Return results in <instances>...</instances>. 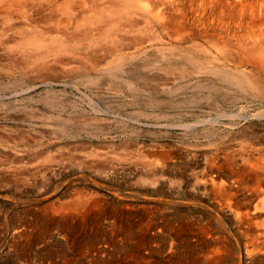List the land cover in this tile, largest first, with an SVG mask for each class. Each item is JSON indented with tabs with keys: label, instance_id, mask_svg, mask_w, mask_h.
<instances>
[{
	"label": "rangeland",
	"instance_id": "374dc122",
	"mask_svg": "<svg viewBox=\"0 0 264 264\" xmlns=\"http://www.w3.org/2000/svg\"><path fill=\"white\" fill-rule=\"evenodd\" d=\"M150 25L152 26L153 23L148 24L145 21L140 22L139 20L137 26L141 27L142 34L139 35L140 39H138L139 36H136L137 34H139V32L135 33L133 30L131 31V34L133 33V36H136L138 40H141V43L139 45H136L135 42L128 39L126 43L127 48L125 49L122 48V46L118 45L116 47L117 51L115 52L110 51L111 47L106 48L97 46V48H95V53L92 55V57H96L97 59L98 67L96 68H92V66H89L91 65L90 60H83L85 58H81L78 55V58L69 54L65 55V57L64 55H62L63 59L62 61H60V63L58 59L54 58V56H48L47 62L48 64H50L51 68L54 71L50 69V72L48 70L44 74L43 72L41 74V72L37 71L36 69L34 71V68H28L26 66H22L20 69L15 68L11 71V69H9V66L15 65L11 64L13 59H15L14 61L20 62L21 60H24V56H22V54L17 51H14L16 53L15 54L8 47V45L5 44L6 41H0V173H2L0 175V228H3L0 230V250H6L13 242L12 237L15 236L16 230L19 229V231H21L22 229H25L27 223L28 228L31 227V230L35 228V230H33L34 236H36V233L34 231L38 232L41 230H45L49 238L47 243H39L40 240L37 241L38 239L35 238L36 240L34 242L32 241V243L30 244L33 250L50 249L54 251L56 249L55 252H60L66 250L68 247L78 248L83 244L90 245L92 242H94L95 239H97L95 243L102 249L105 248V250L103 251L107 255H109L112 253V244H108L107 240L111 236L112 238H115L117 236L116 239L122 237L121 227H123L122 229H124L125 227L127 228V226L131 225V223L133 222V227L130 226V228H133L134 230L132 229V232H134L136 225H138L137 228L140 227V223L136 222L137 220L141 222L147 217H151L153 218V220H160L163 216H165L169 219L174 218V221H176L177 219V222L182 219L183 222L187 220L188 222H186L189 223L190 221L191 223L189 224L192 227L188 230V232H186V234L182 233V235H180L182 237H180L179 239V248L176 249L180 254L176 250L171 251V253L167 249L165 250L164 246H162L164 245V241L166 239L163 236L164 234H162L158 230L159 228L152 230V232L154 231L153 234H155V238L153 240L155 242L152 243V254L147 258L149 259L148 261L146 259V264H174V260H176L178 257H181V261L183 260V257L185 259V253L186 257L192 254L191 256L195 257L196 261L199 260V255L205 256V253H208L209 249L212 248L213 242L210 239H206L209 237L203 234L201 235L198 232V228L201 226H207V231L211 230V232L209 231V233L213 237L220 236V234L225 237L223 243L225 242L224 244H226V253L222 254L221 260L218 264H255L249 262L245 257H243L244 255H242L241 258L239 257L240 253H243L244 248L248 242V238L246 237V235L242 234L241 232V229L243 227H237L233 216H231L232 214L230 215V213H227L223 209H219V205H217L218 199L215 197V195H213L212 193H210L209 195V192H207V194L202 189H194L195 186L193 187V176L194 174L201 173L200 170L204 166V163L209 160L211 156L217 155L221 160L222 157L224 158V156H227V154L229 153V156H233L234 159L237 158L238 162H240V158H242L243 155L246 156V154L249 152L252 153L253 151L254 155H256L255 149H259V147L264 145V120L256 121L255 124V121L238 120L235 126L234 124L230 123L232 127L230 126V124L227 125L229 120H226V118L221 117V124L217 121H211V119L216 116L217 113L215 112H217V110L222 112L226 110H228V112H237L236 110L240 108H238V105H234L232 103L210 104L204 99L198 100V93L196 92V94L194 95V92L192 91V74L190 75L188 70L186 69L185 72L180 70V68L184 70L181 66V61L178 63L176 57H173L172 53L169 52L168 49L164 48L168 45V38L163 35L162 38L156 39V34H154L156 33V31L154 30L155 32H153V27L151 28ZM1 27L2 25L0 24V31L3 30L1 29ZM134 29H137L136 26H134ZM8 33H11V31H8ZM151 34L153 36H150ZM4 35H2V33L0 32L1 40L3 39ZM62 41L69 49L72 48L73 50V47L77 49L76 52L82 46L83 50L80 49L79 51H84V49L88 48V45L85 44L86 40H83L82 43L77 40L73 41L69 39H64ZM80 44L81 46H78ZM156 52H158V55H155ZM162 53L164 54V56ZM170 53L171 57L169 56ZM11 55H13V57ZM128 55L130 56L128 57ZM117 58H122L120 68H122L123 71L122 69L118 68H109L116 63L114 61ZM66 61L67 63H69L66 64ZM102 61H105V64ZM61 62L63 63V65ZM58 64L61 66H59ZM171 64L177 65L175 66V68L171 69L172 71H170V73L165 72L163 69H169L168 66H171ZM67 65L70 67H68ZM100 65L103 66L99 68ZM99 72L103 74H100ZM131 75L134 77H132ZM127 81L131 84L128 85ZM189 91L191 92L190 94ZM90 101L92 102V104ZM93 104H95L96 107ZM197 104L199 107L197 106ZM231 107H233L234 109ZM170 115L172 116V118ZM208 116L212 117L209 121L207 120L209 119L207 118ZM184 117L187 120H185ZM195 117H201L206 121L198 123L195 120L199 118L196 119ZM193 121L195 124L193 123ZM180 123H182L181 128ZM183 123H188L191 126H187V128H189L185 129L186 126H184ZM66 126H68L69 128ZM228 126L230 127L228 128ZM224 140L227 142H225ZM231 146L233 147V149ZM219 147L221 148V150L219 149ZM142 149H148V152L146 150L141 151ZM160 150L162 152L164 150L163 153H168L172 156H170V159L168 158V165H165L163 167L164 169H162V176L165 177L162 184L159 187H154L146 181H143L139 177V175L146 176L145 170L147 167L150 168L154 164H159L163 161V153H161ZM230 150L232 153L230 152ZM136 160L140 161L138 162ZM146 160L147 165L148 163L149 165H153L147 166ZM152 160L154 163L152 162ZM133 161L136 163L134 164ZM23 165L24 167L27 166L25 167L26 170H24ZM8 166L10 167V169ZM1 167L8 171L2 169ZM12 167L14 169H12ZM18 167H20V169ZM189 167L192 168V170H190ZM177 168L179 172L176 170ZM19 172L23 173L20 174ZM186 172L189 174L187 175ZM181 173H183V175L180 176ZM6 178H8L10 181ZM188 181L190 182V186L187 185L189 183ZM185 186H188L189 188H186ZM149 189L151 190V192ZM173 189L176 191H174ZM77 196H81V201L83 202V204H81L80 202L77 203ZM163 197H166V200ZM168 198L169 200H167ZM180 198L182 199L180 200ZM72 199H74V202L72 201ZM86 200H88V202ZM71 202L73 203V205ZM60 203L65 206L67 205L65 210L60 212V214H53L51 205L57 206ZM93 205H97V207ZM71 207L74 209H72ZM133 207L135 208V210ZM139 207L140 209L144 210L139 211ZM68 208H71V210L69 211ZM126 209L128 210L126 211ZM46 210L50 212L47 211V214L45 215L46 218L44 217V219L40 215L41 211ZM78 210H81L82 212H79ZM87 210L89 213L87 212ZM209 210L213 211L211 212ZM109 211H111V213ZM112 211L115 214H113ZM19 213L21 214L19 215ZM77 213L80 214L77 215ZM81 215L82 218L80 217ZM217 216L218 218L223 219L220 220L217 218ZM113 217L115 218V220ZM125 217H127L128 219ZM34 218H36L37 221ZM66 218L69 220H67ZM91 218L92 220L94 218L95 221H92ZM31 219H33V222ZM80 220L83 221V223H81ZM35 221L37 223H35ZM54 223L56 224L54 225ZM60 223L62 224V227ZM221 223L223 228L219 227L221 226ZM223 223L225 226L223 225ZM37 224L40 225L38 226ZM43 224L45 228L47 227V230L43 227ZM115 224H117V226ZM122 224H124L125 226ZM100 226H103V228H101ZM116 228L118 231L121 230L119 231L121 235L118 236V234L120 233L116 230ZM57 230H59L60 232ZM104 231L105 233H101ZM242 231L244 230L242 229ZM29 232L30 231H28V233ZM5 233L7 235H5ZM25 233L27 235L26 231ZM70 233L73 234L70 236L68 235ZM94 233L96 234L95 236ZM191 234L193 235L191 236ZM192 237L195 238L193 239ZM91 240L93 241L91 242ZM198 240L201 241L198 242ZM226 241L228 244L226 243ZM34 243L36 244L34 245ZM196 243L198 246L196 245ZM190 244H193V246H191ZM194 244L197 248H194ZM202 246L204 248H202ZM108 247L110 249H108ZM200 249L202 251H200ZM173 252L174 255L172 254ZM196 252L199 254H197ZM154 253L156 254L153 255ZM102 254L103 252L101 253V255ZM231 256L234 257L232 258ZM56 257L57 255H53L54 259H59ZM164 259H167L165 260L166 262L164 261ZM83 261L85 260L83 259ZM5 263L11 264L12 262L10 259H6L0 255V264Z\"/></svg>",
	"mask_w": 264,
	"mask_h": 264
},
{
	"label": "bare ground",
	"instance_id": "6f19581e",
	"mask_svg": "<svg viewBox=\"0 0 264 264\" xmlns=\"http://www.w3.org/2000/svg\"><path fill=\"white\" fill-rule=\"evenodd\" d=\"M0 20H1L0 24L2 25L1 29H3L0 32L2 33V35H4V33H5L3 39L2 40L0 39V41H3V42L6 41L5 44H7L8 47L13 52L17 51V52L21 53L22 56H24V60L23 61L21 60L20 62L14 61L15 59H13L11 64H15V65L14 66L8 65L9 69H11V71H12L15 68L20 69L22 66H26L28 68H34L33 69L34 71L36 69L37 71L41 72V74H42V72L44 74L48 70L50 72V69H52L50 64H48V62H47L48 56H54V58L58 59V61L60 63V61H62V59H63L62 55H64V57L67 54L73 55L74 57L75 56L77 57V55H78L81 58H85L83 60H90L91 65H89V66H92V68H96V67H98L97 59H96V57H92V55L95 53V51H96L95 48H97V46L106 47V48L111 47L110 51L115 52V51H117L116 47L118 45L122 46V48L126 49L127 48L126 43H127L128 39L135 42L136 45L137 44L139 45L141 43V40H138V39H140L139 35L142 34L141 33V27L137 26L139 20H140V22L145 21L148 24L153 23V25L152 26L150 25V27L151 28L153 27L152 28L153 32L156 31V33H154V34H156L155 38L160 39V38H162L163 35L166 36L168 38L169 42H168L167 47H164V48L168 49L169 52L172 53L173 57L174 56L176 57V59L178 60V63L181 61V66L184 69V70H182V68H180L181 71L185 72L186 70H188L189 74L190 75L192 74V82H191L192 86H193L192 91L194 92V95L196 94V92L198 93V96H197L198 100L204 99L210 104L232 103L234 105H238V108H240V109H238L239 111L236 110L237 112H232V111L228 112V110L223 111V112L219 111V110H217V112L214 111L215 113H217L216 116L214 118L208 116L207 118H209V119L206 118L208 121L210 120V118H212L211 121H217L220 123V121H221L220 119L222 117V118H226V120L227 119L229 120L227 125H229L231 123V124H234V126H235L237 124L238 120H240V121L241 120L255 121L254 124L256 123V121L264 120V0H0ZM134 26H136L137 29H134ZM154 27H155V29H154ZM132 30L135 33L139 32V34L136 35V36H139L138 39L136 38V36H133V33L131 34ZM8 31H11V33H8ZM7 34H8V39H7ZM150 36H153V35L151 34ZM142 37H144V36H142ZM64 39H69V40H73V41L77 40V41H80L81 43L83 40H86L85 44L88 45V48L84 49V51H79L80 49H82V47H83L82 46L76 52L77 49H75L74 47L72 50V48L69 49L65 45V43L62 41ZM163 44H164V42H163ZM78 46H81V44ZM5 48H7V47H5ZM135 48H136V46H135ZM135 48H133V49H135ZM171 53L169 55L170 57H171ZM155 55H158V52H156ZM11 56L13 57V55H11ZM16 56H18V55H16ZM101 56H103V55H101ZM129 56L130 55H128V57ZM163 56H164V54H163ZM102 58H104V57H102ZM166 58H163V59H166ZM52 60H53V58H52ZM121 61H122V58L115 59L114 62H116V63L114 65L110 66L109 68L110 69H113V68L122 69V68H120L121 63H122ZM65 63L68 64L69 62L67 63V61H66ZM103 63L105 64V61ZM54 64H55V62H54ZM106 64H108V63H106ZM161 64H162V62H161ZM172 64H171V66H168L169 67V69H167L168 71L166 70V68L165 69L162 68V69L165 72L170 73V71H172L171 69L175 68V66L177 65V64H174V65H172ZM62 65H63V63H62ZM59 66H61V65H59ZM101 66H103V65H100L99 68H101ZM68 67H70V66H68ZM122 67H123V65H122ZM74 68H75V66H74ZM62 69H63V67H62ZM8 71H10V70H8ZM122 71H123V69H122ZM67 72H69V71H67ZM76 73H77V71H76ZM99 73L103 74L101 72H99ZM132 77H134V76H132ZM105 78H106V76H105ZM87 79H89V78H87ZM127 83H128V85L131 84L128 81H127ZM190 93L191 92L189 91V94ZM140 94H142V93H140ZM92 101H94V100H92ZM88 102H89V100H88ZM193 102H194V100H193ZM91 104H92V102H91ZM198 104H197V106H198ZM93 105L95 106V104H93ZM188 105H189V103H188ZM231 108H233V107H231ZM214 109H215V107H214ZM152 110H153V108H152ZM204 110H205V107H204ZM179 111H181V110H179ZM173 112H175V111H173ZM208 115H209V113H208ZM210 116H211V114H210ZM212 116H213V114H212ZM171 118H172V116H171ZM197 118H199V117H197ZM203 118L200 117L199 119H197L198 121L195 119L194 120L198 123L199 122H205L206 120H203ZM185 120H187V119L185 118ZM65 122H66V120H65ZM134 122H135V120H134ZM193 123H194V121H193ZM198 123H196V124H198ZM231 124H230V126L232 127ZM144 125H145V123H144ZM181 125H182V123H180V128H181ZM162 126H163V124H162ZM184 126H186L185 127V129H186L187 126H191V125H189L187 123V124H184ZM230 126H228V128ZM66 127H68V126H66ZM225 130H227V129H225ZM66 132H67V130H66ZM219 132H220V130H219ZM223 132H225V131H223ZM242 132H243V130H242ZM185 134H187V133H185ZM225 142H227V141H225ZM236 143H238V142H236ZM160 147H161V145H160ZM224 148H226V147H224ZM228 148H230V147H228ZM219 149L221 150L220 147H219ZM232 149H233V147H232ZM145 150L142 149L141 151H145ZM255 150H256V152H255L256 155H254L253 151H252L253 154L248 151L249 153H247L246 156L243 155V157L240 158L241 160L239 159L240 162H238L237 158L234 159L233 156H229L228 155L229 153L227 154V156H224L225 155L224 154L223 155L224 158L221 156L222 157L221 160L219 159L220 157H218L217 155L211 156V158L204 163V166L202 164L203 167L200 170L201 173L200 174H194V176H193L194 177L193 178L194 179L193 180V184H194L193 187L195 186L194 189H197V190L202 189L206 193L209 192V195H210V193L215 195V197L218 199L217 205H219L218 206L219 209H223L227 213H230V215L232 214L231 216H233V219L236 222L237 227L238 226L243 227L242 229L244 231H242L241 228L240 229H241L242 234L246 235V237L248 238V242L244 248L243 253H240L239 257L241 258V256L244 255L243 257H245L249 262H252L255 264H264V145L259 147V149H255ZM163 152H164V150H163ZM163 152L161 151V153H163ZM220 152H222V151H220ZM230 152H231V150H230ZM223 153H225V152H223ZM244 153H245V151H244ZM178 154H179V152H178ZM155 155H156V153H155ZM170 156H172V155H169L168 153H163V157H162L163 161L159 164H154V165L151 164L153 166L149 165V163L147 165V160H146V165L151 166V167L150 168L145 167L146 168V170H145L146 176L139 175V177L143 181H146L147 183H149L150 185H152L154 187H156V186L159 187L162 184L163 179L165 178L162 176V169H164L163 167L165 165H168L167 164L169 162L168 158L170 159ZM187 156H186V158H187ZM157 157H158V155H157ZM138 159H139V157H138ZM192 160H190V161H192ZM198 160H199V158H198ZM136 161H138V160H136ZM152 162H153V160H152ZM152 162H150V163H152ZM201 162H199V163H201ZM135 163L136 162H134V164ZM23 167H24V165H23ZM25 167H27V166H25ZM25 167H24V170H26ZM200 167H201V165H200ZM15 168H17V167H15ZM18 168L20 169V167H18ZM2 169H4V168H2ZM9 169H10V167H9ZM12 169H14V168L12 167ZM98 169H99V167H98ZM196 169H198V168H196ZM4 170H6V169H4ZM176 170L178 171V168ZM190 170H192V168H190ZM6 171H8V170H6ZM22 173H20V174H22ZM183 173H184V171H183ZM183 173H181L180 176L183 175ZM194 173H196V172H194ZM1 174L2 173H0V175ZM188 174L189 173H187V175ZM15 175H17V174H15ZM190 175H191V173H190ZM5 177H7V176H5ZM8 178H6V179H8ZM179 178H181V177H179ZM183 178H185V177H183ZM190 179H192V178H190ZM4 184H6V183H4ZM189 184H190V182L187 185L190 186ZM174 191H176V190H174ZM150 192H151V190H150ZM162 196H164V195H162ZM215 197H214V199H215ZM76 198L78 200L77 203L80 202L81 204H83V202L81 201V196H77ZM181 199L182 198H180V200ZM167 200H169V198ZM72 201L74 202V199H72ZM86 201L88 202V200H86ZM42 203H44V202H42ZM167 203H168V201H167ZM117 204H119V203H117ZM174 204H175V201H174ZM72 205H73V203H72ZM88 205H89V203H88ZM66 206L63 205L62 203L58 204L57 206L51 205V208L53 209V214H60V212L65 210ZM93 206L97 207V205H93ZM170 206H171V204H170ZM158 207H159V205H158ZM71 208H68V210L70 211ZM74 208H72V209H74ZM40 209H41V207H40ZM82 209H84V208H82ZM210 209H212V208H210ZM42 210H45V209H42ZM90 210H91V207H90ZM127 210L128 209H126V211ZM134 210H135V208H134ZM140 210H144V209H140V207H139V211ZM47 211L48 210L41 211L40 216L42 218H44L45 215L47 214ZM209 211H211V210H209ZM18 212H19V210H18ZM20 212H21V210H20ZM48 212H50V211H48ZM87 212H88V210H87ZM109 212L111 213V211H109ZM157 212H159V211H157ZM20 214L21 213H19V215ZM78 214H80V213H77V215ZM113 214H115V213L113 212ZM121 215H123V214H121ZM64 216H66V215H64ZM208 216H209V214H208ZM1 217H2V215H1ZM70 217H71V215H70ZM80 217L82 218V215ZM182 217H183V215H182ZM197 217H199V216H197ZM50 218H51V216H50ZM62 218H65V217H62ZM125 218H127V217H125ZM217 218H218V216H217ZM27 219H28V217H27ZM34 219L37 221L36 218H34ZM48 219H47V222H48ZM86 219H87V217H86ZM140 219H142V218H140ZM218 219L221 220L223 218H218ZM31 220L33 222V219H31ZM67 220H69V219H67ZM91 220H92V218H91ZM93 220L95 221L94 218H93ZM114 220H115V218H114ZM182 220L177 222V219H176V221H174V218L169 219L165 216H163L160 220H153V218L147 217L146 219H143L141 222H139L138 220L136 221V222L140 223L139 228H137L138 225L135 226L136 233H135V231L132 232L133 228H130V226H132L133 222L131 223V221H130L131 225L128 224L129 226H127V228L125 227L124 229H122L123 227H121L122 231L119 230L122 232V237L116 239L117 236L115 238H112V236H111L110 238H108L107 243L112 244V248H111L112 253L109 255H107L103 251V250H105V248L102 249L100 246H98L95 243L97 241V239H95L94 242H92L93 240H91L92 243L90 245H85L82 243L83 245L79 246L78 248H70L67 246L68 248L66 250H63V251L59 250L60 252H55L56 249L54 251H52L50 249L49 250L48 249H46V250H38V249L33 250L30 246L32 241L34 242L36 240L35 238H37L38 239L37 241L40 240L39 243L40 242L47 243L48 239H49L48 234L46 233L45 230H41L38 232L34 231L36 233V236H34L33 230H35V228L33 230H31L30 229L31 227L28 228L27 223H26L25 229H22L21 231H19V229L17 228L18 230H16V234H15L16 237L11 236L13 242L10 244V246L6 250H3V249L0 250V255L6 259L7 258L10 259L12 262L11 264H132L133 262H135L133 264H146L147 261L149 260L147 258L150 257V255L152 254V248H153L152 243L155 242V241H153L155 238V234H153L154 231L152 232V230L159 228L158 230L162 234H164L163 236L166 239L164 241V245H162V246H164L165 250L167 249L171 253V251H174V250L179 248L178 247L179 239H180V237H182L180 235H182V233L186 234V232H188V230L192 227L189 224V223H191L190 221H189V223H187L188 222L187 220H186L187 222L186 221L183 222ZM36 221H35V223H37ZM80 222L83 223V221H81V220H80ZM121 222H123V221H121ZM12 223H13V221H12ZM15 223H17V222H15ZM41 224H42V222H41ZM55 224L56 223H54V225ZM70 224H71V222H70ZM31 225H32V223H31ZM115 225L117 226V224H115ZM122 225H124V224H122ZM207 225H209V224H207ZM223 225H224V223H223ZM52 226H53V224H52ZM43 227H44V224H43ZM56 227H57V225H56ZM61 227H62V224H61ZM63 227H65V226H63ZM100 227L103 228V226H100ZM108 227H109V225H108ZM219 227L223 228L222 223H221V226H219ZM104 228H106V227H104ZM117 228H116V230H117ZM207 228H208L207 226L206 227L201 226L198 228V232L201 235L203 234V235L209 237L206 239H210L213 242L212 248L209 249L208 253H205V256L199 255L198 256L199 260H197V261H196L195 257L191 256L192 254L190 256L186 257V253H185V259L183 257L182 261L180 260L181 257H178V255H177L178 258L176 260H174L175 261L174 264H218L220 262L222 254L226 253V251H225L226 244H224L225 242L223 243L225 237L222 236L221 234H220V236L213 237L209 233V231L211 232V230L208 229L209 231H207ZM1 229H3V228L1 227L0 230ZM45 229L47 230V227ZM48 229H50V228H48ZM57 229H59V228H57ZM52 230H53V228H52ZM194 230H195V228H194ZM25 231L27 232V235H26ZM28 231H30V232L28 233ZM57 231H59V230H57ZM77 231H79V230H77ZM11 232H12V230H11ZM83 233H84V231H83ZM101 233H105V231L101 232ZM72 234L70 233L68 235L71 236ZM76 234H78V233H76ZM196 234H194V235H196ZM5 235H7V234L5 233ZM55 235H56V233H55ZM95 235L96 234L94 233V236ZM119 235H121V233L118 234V236ZM192 235L193 234H191V236ZM8 236H10V235H8ZM158 236H156V237H158ZM77 237H79V236H77ZM102 237H103V234H102ZM192 238L194 239L195 237H192ZM192 238H191V240H192ZM4 239H5V237H4ZM234 239H235V237H234ZM157 240H158V238H157ZM181 240H184V239H181ZM199 241H201V240H198V242ZM188 243H190V242H188ZM197 243H196V245H197ZM226 243H227V241H226ZM35 244L36 243H34V245ZM185 244H186V242H185ZM230 245H229V247H230ZM191 246H193V244ZM194 248H197V247H195V244H194ZM198 248H200V247H198ZM202 248H204V247L202 246ZM108 249H110V248L108 247ZM200 251H202V250L200 249ZM102 252H103V254L101 255ZM153 252H155V251H153ZM186 252H188V251H186ZM155 254L156 253H154L153 255H155ZM172 254L174 255V252ZM197 254H199V253H197ZM53 255H57L56 258H59V259H54ZM174 257H176V256H174ZM227 257H229V256H227ZM83 259L85 261H83ZM146 259H147V261H146ZM246 259H244V260H246ZM165 260H167V259H164V261ZM5 264H7V263H5Z\"/></svg>",
	"mask_w": 264,
	"mask_h": 264
}]
</instances>
